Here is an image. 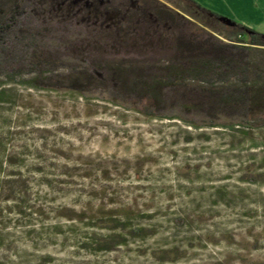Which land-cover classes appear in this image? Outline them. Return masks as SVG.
<instances>
[{"label": "rangeland", "instance_id": "1", "mask_svg": "<svg viewBox=\"0 0 264 264\" xmlns=\"http://www.w3.org/2000/svg\"><path fill=\"white\" fill-rule=\"evenodd\" d=\"M71 1L78 19L115 23L113 53L94 55L106 65L150 72L167 58L159 44L171 46L180 26L195 30L190 23L230 41L231 24L190 0ZM16 88L5 113L17 164L7 171L22 186L1 202L0 264H264V129L195 128L151 115L160 106L172 114L177 92L155 107L111 84L86 96ZM100 208L132 212L116 229L125 243L95 248L93 237L110 232L92 225ZM138 227L142 235L130 233Z\"/></svg>", "mask_w": 264, "mask_h": 264}, {"label": "trees", "instance_id": "2", "mask_svg": "<svg viewBox=\"0 0 264 264\" xmlns=\"http://www.w3.org/2000/svg\"><path fill=\"white\" fill-rule=\"evenodd\" d=\"M63 1L0 0V209L2 200L22 186L20 180L15 186L13 172L7 171L17 164L8 146L10 116L5 113L16 101L17 85L86 96L94 85L111 84L119 92L152 102L155 107L165 102L168 93L177 92L172 114L164 113V106H160L151 115L179 119L195 128L233 129L237 125L241 129H264V32L230 19V32L224 34L230 41H224L194 23L190 24L195 30L188 33L180 26L171 34V46L159 44L167 58L148 72L139 65L95 62L94 55L113 53L107 44L114 38L107 34L115 23L107 26L108 22L97 18L78 19V10H72L75 1ZM190 1L207 15L225 19ZM34 3L40 5L38 9ZM63 7L66 13H53ZM157 12L165 16L166 11L159 8ZM59 26L63 27L61 32ZM99 211L90 218L92 225L110 232L93 237L95 248L109 250L125 243L126 234L116 229L130 225L132 212L127 210L119 217L112 210ZM143 230L138 227L130 233L140 236Z\"/></svg>", "mask_w": 264, "mask_h": 264}, {"label": "crops", "instance_id": "3", "mask_svg": "<svg viewBox=\"0 0 264 264\" xmlns=\"http://www.w3.org/2000/svg\"><path fill=\"white\" fill-rule=\"evenodd\" d=\"M214 12L264 32V0H195Z\"/></svg>", "mask_w": 264, "mask_h": 264}, {"label": "water", "instance_id": "4", "mask_svg": "<svg viewBox=\"0 0 264 264\" xmlns=\"http://www.w3.org/2000/svg\"><path fill=\"white\" fill-rule=\"evenodd\" d=\"M225 21H226V23H228V24H232L233 22L230 20V18H227V17H225V19H224Z\"/></svg>", "mask_w": 264, "mask_h": 264}, {"label": "flooded vegetation", "instance_id": "5", "mask_svg": "<svg viewBox=\"0 0 264 264\" xmlns=\"http://www.w3.org/2000/svg\"><path fill=\"white\" fill-rule=\"evenodd\" d=\"M80 0H78V2H79ZM88 1V0H87ZM80 14V10H78V15Z\"/></svg>", "mask_w": 264, "mask_h": 264}]
</instances>
